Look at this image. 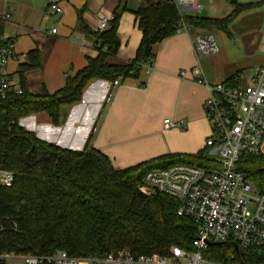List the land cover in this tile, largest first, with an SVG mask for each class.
Wrapping results in <instances>:
<instances>
[{"label":"trees","instance_id":"16d2710c","mask_svg":"<svg viewBox=\"0 0 264 264\" xmlns=\"http://www.w3.org/2000/svg\"><path fill=\"white\" fill-rule=\"evenodd\" d=\"M166 1L145 0L134 12L142 38L135 58L120 65L108 62L119 46L116 32L123 10L115 11L107 29L93 33L97 56L68 76L64 87L52 95H30L24 89L21 74L40 66L38 51L27 53L28 62L19 74L22 94L0 100V171L14 175L11 187H0V252L45 257L63 251L70 257L99 259L123 250L133 257L167 256L172 247L192 250L197 226L177 216V202L161 194L144 197L136 187L150 170L177 163L205 166L204 151L162 156L115 170L109 159L94 149L63 150L39 141L18 125L21 118L45 113L56 126L61 107L78 103L92 80L111 84L138 78L143 66L153 61V46L175 35L180 20L192 30L227 32L237 14L250 7L236 4L221 20L181 19ZM4 27L0 18V42ZM236 170L264 195V155H241ZM202 257L214 264H264V250L241 249L233 242L211 243Z\"/></svg>","mask_w":264,"mask_h":264},{"label":"crops","instance_id":"0c3cea01","mask_svg":"<svg viewBox=\"0 0 264 264\" xmlns=\"http://www.w3.org/2000/svg\"><path fill=\"white\" fill-rule=\"evenodd\" d=\"M144 1L0 0V18L5 25L2 39L13 42L16 55L7 65L8 74L19 76L28 62L27 53L36 50L40 66L21 74L23 87L30 95L54 94L64 87L68 76L84 69L87 60L97 56L93 36L97 22L110 21L120 9L123 11L116 32L119 46L108 62L129 63L142 38L134 12ZM198 2L202 10L195 16L216 20L230 15L236 4L250 6L228 24L227 32H209L218 52L200 60L208 84L234 78L241 86L246 85L249 76L264 67V0ZM50 4H56L62 13L50 16ZM53 29L55 34L51 33ZM152 54L149 75L142 70L138 78L118 80L119 85L110 88L106 81L92 80L78 103L61 107L56 126L45 113H38L21 118L19 127L63 150L94 149L106 156L115 170L167 155L206 153L204 144L210 130L203 104L207 91L191 75L195 56L190 36L179 33L166 38L153 46ZM180 72L185 75L181 77ZM166 119L185 120L186 129L164 130L162 122ZM260 154L264 155V137ZM19 262L10 260L7 264Z\"/></svg>","mask_w":264,"mask_h":264},{"label":"built area","instance_id":"2783aa9c","mask_svg":"<svg viewBox=\"0 0 264 264\" xmlns=\"http://www.w3.org/2000/svg\"><path fill=\"white\" fill-rule=\"evenodd\" d=\"M182 19L195 16L202 10L198 0H167ZM50 16L61 14L62 9L50 4ZM7 16V15H6ZM5 16V17H6ZM111 20V19H110ZM108 20L97 22L96 31L107 29ZM182 20L176 25L175 34L190 36L195 65L191 75L207 91L203 104V116L210 134L205 140L209 155L205 166L173 164L146 172L137 191L151 198L158 194L177 202L176 214L197 226L192 240V250L172 247L167 256L140 255L133 257L129 251L106 253L99 259L70 257L63 251L50 256H17L12 252H0V261L19 260L23 264H214L205 260L202 253L211 242H233L241 249L264 250V195L259 194L246 175L236 170L241 155L260 153L264 137V67L251 74L247 84L241 86L237 79L208 84L203 76L200 60L215 55L218 48L207 32H190ZM56 30H51L55 34ZM14 44L10 40L0 42V100L22 94L18 75L7 72L8 63L15 59ZM149 75L152 63L143 66ZM181 77L185 74L180 72ZM114 81L110 87L118 86ZM111 94L106 102H109ZM186 121L163 120L164 130H185ZM205 153V155H206ZM213 157V159H212ZM14 181L10 171H0V187L9 188Z\"/></svg>","mask_w":264,"mask_h":264},{"label":"rangeland","instance_id":"374dc122","mask_svg":"<svg viewBox=\"0 0 264 264\" xmlns=\"http://www.w3.org/2000/svg\"><path fill=\"white\" fill-rule=\"evenodd\" d=\"M201 13V12H200ZM215 33H212V35H214ZM208 153H206V158L208 159L209 158V155H207ZM207 159H206V163H208V161H207ZM212 159H213V157H212ZM209 160V159H208ZM211 243H214V242H211ZM20 263V262H19ZM22 264V263H21Z\"/></svg>","mask_w":264,"mask_h":264}]
</instances>
